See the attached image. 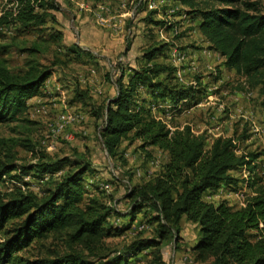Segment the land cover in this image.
Segmentation results:
<instances>
[{
    "label": "trees",
    "instance_id": "obj_1",
    "mask_svg": "<svg viewBox=\"0 0 264 264\" xmlns=\"http://www.w3.org/2000/svg\"><path fill=\"white\" fill-rule=\"evenodd\" d=\"M15 1V15L1 14L0 28L29 33L57 25L55 0ZM178 1L198 22L196 30L207 40L208 50L218 53L226 69L258 90L264 109V14L243 0ZM152 14L149 25L164 26L166 22L153 21ZM169 49L170 45L160 42L147 47L142 66L127 75L121 73L116 81V97L93 110V116L103 122L98 135L110 157L118 156L123 141H139L141 151L154 148L168 157L152 180L131 189L132 208L121 215L100 195L89 196L83 184L85 177L93 175L88 161L75 163L58 178L51 177L45 182L49 188L36 194L23 178L31 175L41 180L45 174L57 173L58 167L40 161L22 164L8 148L0 159V184L13 186L0 195V264H168L162 245L169 239L178 241L183 219L197 227L192 247L195 263L264 264V181L253 164L263 155H237L233 138H217L207 147L205 135H196L190 126L170 129L148 110L152 103L164 100L174 108L186 100L189 108L201 94L197 78L195 87L175 81V69L166 63ZM27 50L30 55L38 53L34 45ZM66 54L79 60L81 51L74 46ZM51 75L50 68L34 59L20 74L12 73L0 60V124L27 122L29 101L42 96ZM75 93L76 101L87 99V93L77 89ZM0 145L6 144L0 141ZM244 167L252 174L248 187L253 194L245 207L203 200L204 194H215L223 187L236 192L241 181L231 173ZM139 213L154 236L145 238L141 233L121 249L110 250L105 241L121 236ZM112 217L129 220L125 228H116L110 223ZM48 240L61 243L64 249L44 248Z\"/></svg>",
    "mask_w": 264,
    "mask_h": 264
},
{
    "label": "rangeland",
    "instance_id": "obj_2",
    "mask_svg": "<svg viewBox=\"0 0 264 264\" xmlns=\"http://www.w3.org/2000/svg\"><path fill=\"white\" fill-rule=\"evenodd\" d=\"M55 1L58 10L53 14L57 25H47L29 33L0 31V60L12 73H23L30 59L52 70L42 96L29 101L27 122L0 124V141L6 144L0 145V159L10 148L18 162L34 165L40 161L55 165L61 175L75 163L88 161L93 175L85 177L83 184L89 196L100 195L109 207L125 215L134 204L129 197L131 189L152 180L168 157L154 148L141 151L139 141L132 144L123 141L118 156L110 157L104 152L98 135L103 122L93 116V110L116 97V81L121 73L127 75L129 70H138L142 66L141 57L147 47L172 39L175 45L168 53L166 63L174 67L175 81L180 83L179 73L188 85L197 78L201 94L189 108L186 100L170 111H156L151 107L156 103H152L148 109L151 115L170 128L190 126L196 135H205L207 147L217 138H233L237 155L262 154L253 164L257 165L255 173L264 181V109L259 105L258 90L251 89L244 77L226 69L218 53L208 50L207 40L196 30L197 21L189 17L187 9L179 5L178 0H169L171 6L168 9L175 11L173 21L181 16L188 17L191 25L188 26L185 19L181 20L185 25L180 26L182 30L178 27L180 32L176 38L173 36L178 30H171L173 36L169 37L167 27L150 26L147 22L153 12V21H169V16L164 13L159 15L161 18L157 15L161 6L166 7L167 0ZM243 1L253 5L255 12L264 14V0ZM5 2L8 0H0V9H4ZM157 6L156 11L153 10ZM99 18L106 19L107 23L101 24ZM52 36L57 37L56 42ZM33 45L38 53L30 55L27 49ZM74 46L81 51L79 60L66 54L67 49ZM178 56L183 60H178ZM76 89L87 93V99L76 101ZM141 98L149 101L144 94ZM158 103L163 106L169 103L173 107L169 100ZM60 114H67L72 120L62 132L53 133ZM231 174L244 181L242 169ZM25 183L36 194L49 188V183H42L32 176ZM12 186L11 183L0 184V195ZM249 191H245L246 197L251 195ZM203 196L204 201L214 204L222 201ZM141 213L121 236L105 241L110 250L121 249L141 233L145 238L154 236L153 228ZM128 220L112 217L110 223L116 228H125ZM251 234L256 235L255 232ZM196 241L197 227L183 219L178 241L169 239L162 245L164 260L168 264H197L192 253ZM43 246L59 251L64 249L61 243L51 240Z\"/></svg>",
    "mask_w": 264,
    "mask_h": 264
},
{
    "label": "built area",
    "instance_id": "obj_3",
    "mask_svg": "<svg viewBox=\"0 0 264 264\" xmlns=\"http://www.w3.org/2000/svg\"><path fill=\"white\" fill-rule=\"evenodd\" d=\"M159 3L160 2H157V4H159ZM3 6H4V9H2V8L0 9V15L3 14L4 12H9V13H12L13 15H15L16 9L18 7V3L15 0H8V2H5V4ZM152 6H155V5H152ZM157 8H158V6L155 7L153 10H155ZM105 20L106 19H102V18H99L98 19V21L101 24H106L107 21H105ZM0 31L7 32L9 34L12 32L11 27L0 28ZM178 60H183V57L178 56ZM178 79H179V82H180L179 84L188 85L187 83H184L183 82V80L181 79L180 73L178 74ZM189 86L195 87L196 84H195L194 81H191L189 83ZM71 120H72V117L71 116H69L67 114H60L58 116V118H57V123L54 126L55 128L52 129L53 133H57L58 134V133L62 132V130L65 127V125L68 124V123H70ZM168 127L170 128V126H168ZM242 173H243V176H244V181L241 182V185H242L241 188H239L236 192L230 191L229 189H228L229 191H226V190L225 191L218 190L214 194V198L217 199V200L226 201L230 207H239V208L245 207V205H246V199L248 197H250V196L253 195L251 193L250 196H247L246 197L245 194H244L247 191H249V187H248L249 180L248 179H249L250 176H252V174H250L248 168H245V167L242 168ZM60 176H61V173L45 174V175H43L41 177V181L43 183V182L48 181V179H50L51 177L58 178ZM30 179H31V175H27L26 177L23 178V180L25 182H28V180H30ZM127 187H130L128 185V182H127ZM105 188H107V186ZM22 189H24V188H22ZM102 191H106V190H102Z\"/></svg>",
    "mask_w": 264,
    "mask_h": 264
},
{
    "label": "crops",
    "instance_id": "obj_4",
    "mask_svg": "<svg viewBox=\"0 0 264 264\" xmlns=\"http://www.w3.org/2000/svg\"><path fill=\"white\" fill-rule=\"evenodd\" d=\"M166 7H160V8H162V10H160V9H158L157 10V15H158V17H159V15H161L162 13H164V16L165 15H167V16H169V21L166 19V21L165 22H171V24L169 23V25H166V26H163V27H167V29H168V32H167V35L169 36V37H171V36H173L172 35V32H171V30H174V31H176V30H178V32H177V34H175L174 36H173V38H175V37H177V35L179 34V32H180V30H182V28L180 27V26H183V25H185V21H181V20H186V24L189 26V25H191V21L189 20V18L188 17H183V16H181V17H179L176 21H173V14L175 13V11H171V10H169L168 8H170V2H169V0H167L166 2ZM180 5V4H179ZM156 11V10H155ZM177 11H179V10H177ZM153 13H155V12H153ZM159 18H161V16L159 17ZM163 20H165V19H163ZM178 20H180V21H178ZM177 22H180V23H178L179 25H177ZM198 23V22H197ZM151 26V25H150ZM180 28V30H179V28ZM163 29V28H162ZM154 34H156V31L154 30ZM157 40V39H156ZM168 41V42H167ZM166 43H168L169 45H170V49H169V52H171L172 51V47L175 45V43L173 42V40L172 39H168V40H166L165 41ZM206 44H208V42H206ZM204 53H206V52H204ZM208 53H211V52H208ZM214 54H217V53H215L214 52ZM143 64V63H142ZM142 92H143V90H142ZM171 105H169V103H167V105L166 106H163V104L162 103H156V104H154V105H152L151 107L153 108V109H155L156 111H158V110H162V111H167V109L170 111L171 109H173L174 107H170ZM167 113V112H166ZM91 182V181H90ZM242 187V185H241V182H240V184L238 185V188H241ZM221 191H229L228 190V188H221L220 189ZM205 196H207V198H209V199H215L214 198V194H210V193H206V194H204ZM203 198H204V196H203ZM215 200H217V199H215ZM206 201V200H205ZM138 216V215H137ZM137 218V217H136Z\"/></svg>",
    "mask_w": 264,
    "mask_h": 264
}]
</instances>
